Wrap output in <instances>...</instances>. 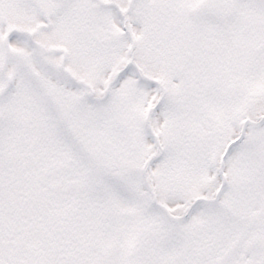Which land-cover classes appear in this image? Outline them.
<instances>
[{
	"label": "snow or ice",
	"instance_id": "obj_1",
	"mask_svg": "<svg viewBox=\"0 0 264 264\" xmlns=\"http://www.w3.org/2000/svg\"><path fill=\"white\" fill-rule=\"evenodd\" d=\"M0 264H264V0H0Z\"/></svg>",
	"mask_w": 264,
	"mask_h": 264
}]
</instances>
